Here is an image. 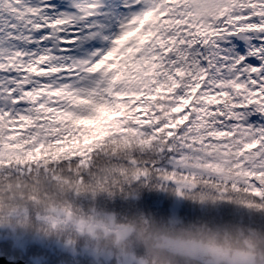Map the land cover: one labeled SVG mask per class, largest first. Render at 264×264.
<instances>
[{"label":"snow or ice","instance_id":"6c2138e0","mask_svg":"<svg viewBox=\"0 0 264 264\" xmlns=\"http://www.w3.org/2000/svg\"><path fill=\"white\" fill-rule=\"evenodd\" d=\"M117 6L104 33L102 0H0V189L54 185L84 206L105 194L125 212L148 186L198 215L264 217V0ZM0 264L30 259L5 249Z\"/></svg>","mask_w":264,"mask_h":264},{"label":"clouds","instance_id":"9594fccd","mask_svg":"<svg viewBox=\"0 0 264 264\" xmlns=\"http://www.w3.org/2000/svg\"><path fill=\"white\" fill-rule=\"evenodd\" d=\"M90 193L87 185L79 189L85 199ZM76 195L66 188L35 201H14L12 207L19 212L0 215V233L37 240L71 237L85 253L99 249L110 254L108 264H264L260 223L232 219L210 225L157 218L142 209L121 212L100 207L97 194L84 206L76 202ZM29 207L38 217L36 222L23 214Z\"/></svg>","mask_w":264,"mask_h":264},{"label":"trees","instance_id":"16d2710c","mask_svg":"<svg viewBox=\"0 0 264 264\" xmlns=\"http://www.w3.org/2000/svg\"><path fill=\"white\" fill-rule=\"evenodd\" d=\"M60 191L62 190L54 185H41L37 187L31 181L27 180L6 182L5 187L0 189V204L4 206L2 212L4 213L7 211L8 214L15 215L19 212V209L12 207L14 201L22 199H31L35 201L41 197L47 196L51 192ZM96 203L100 207H108L118 211H120V206L127 207L129 205V201L126 199L109 198L105 194L98 195ZM133 203L138 205L145 213L157 218H174V214L176 213V194L154 187L143 186L139 188ZM199 210L200 206L198 204H195L190 199L182 197L177 210V218L186 222L204 221L210 225L232 219L248 223L264 222V217H256L252 220H248L246 217L248 214L246 212H236L232 217L225 218L208 214L198 215ZM23 214L32 219L33 222L38 220L35 212H33L30 207L24 209ZM58 243L63 244V246L60 245L57 247ZM5 249L20 257L29 256L30 264H48L53 257L57 258L56 264H81L80 258L87 256V253H83L79 248L71 253L72 249L67 247L63 241H56L53 239L37 240L0 233V252H3ZM61 257L64 259L61 260Z\"/></svg>","mask_w":264,"mask_h":264},{"label":"rangeland","instance_id":"374dc122","mask_svg":"<svg viewBox=\"0 0 264 264\" xmlns=\"http://www.w3.org/2000/svg\"><path fill=\"white\" fill-rule=\"evenodd\" d=\"M102 4H103V7L101 10V14L96 17V19L100 22V24L105 26L101 29V31L104 33L115 31L117 22H118L117 17L123 15V13L120 12L119 7L117 6V0H102ZM88 43H91V42H88ZM103 43H106V42L102 41L100 37L96 38L97 45H102ZM85 47L86 46H82L81 49H79L78 51L83 53V51L85 50ZM181 200H182V197L176 195V204H175L176 213L174 214L175 219H179L177 218V210H178ZM246 217L248 220H250L248 215ZM60 245L63 246V244L58 243L57 247H59ZM71 253H73V250Z\"/></svg>","mask_w":264,"mask_h":264}]
</instances>
